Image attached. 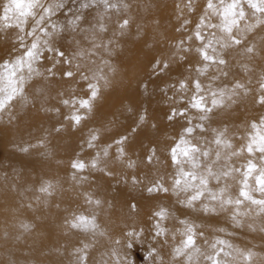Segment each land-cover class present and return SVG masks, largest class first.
Returning <instances> with one entry per match:
<instances>
[{
	"label": "bare ground",
	"instance_id": "6f19581e",
	"mask_svg": "<svg viewBox=\"0 0 264 264\" xmlns=\"http://www.w3.org/2000/svg\"><path fill=\"white\" fill-rule=\"evenodd\" d=\"M5 3L6 0H0V15ZM80 3L81 0H64L65 7L51 18L52 22L68 29L56 34L55 47L64 53L72 52L70 59L74 69L77 63H82L93 71L97 66L103 69L98 76L104 78L99 79L98 83L97 80L91 79V72L87 73L89 80L82 79L79 73L72 77L76 81L97 84L99 91L94 99L97 104H91L90 111L80 108L78 103L75 107L63 104L64 100L88 99L90 91L79 93L75 88H69V92L61 94L52 92V80L54 83L60 82L59 76L64 77L63 73L70 69L63 68L62 63H59L58 68L55 58L59 56L45 52L44 59L38 65L40 72L45 75L28 80L24 86V96L25 99L31 100H50L56 105L44 108L42 110L44 118L27 128L16 122L19 116L21 118L24 116L12 108L15 101L9 109L0 113V146L6 154L5 160L0 161V264H76L74 250L83 248L85 244L89 245L85 249L86 264H114L117 257L112 256V251L115 250L117 253L121 251L116 241L129 230L140 228L145 229L142 238L144 247L157 249L158 257L153 264H184L182 257L173 259L171 250L173 245L179 244L182 239L180 231L183 230V225L179 220L185 219L196 226V244L202 251L210 253L211 243L218 239L225 240L232 245V249L225 250L232 251L236 257L233 264H243L235 250L240 252L251 250L255 255L250 264H264V232L259 230L264 226V216L252 214L241 217L238 225L231 218L230 208L204 213L198 208L193 210L178 204L177 196L171 191L168 193L147 191V188L160 177H163L165 187L171 188L174 168L169 149L177 142L182 129L186 126L183 117L177 116L171 121L168 119L172 109L179 111L188 108L187 115L192 118V123L200 122L197 119L198 113L188 105L195 91L193 81L199 79L203 86L208 87L210 77L215 75L212 67L204 75H198L196 72L197 67L202 66V62L196 52L199 42L194 38V31L200 16L204 13L207 0H192V11H189L187 6L188 0H123L128 7L107 13L105 19L107 31L100 33V38L105 44L109 39L112 43L106 49L96 51L91 60L87 57L83 60L79 57L74 58L77 45L73 41H80L81 37L90 31L89 26L96 24L98 13H102L103 9L94 7L80 10L84 15V19L77 22L81 31L74 33L71 32L68 21L74 19ZM178 3L185 9L182 11L178 9ZM159 12L161 15L158 20L153 14L142 17L146 13H155L158 16ZM123 15L131 17L133 23L128 24L121 33L119 24H109L114 17ZM185 20L189 23L181 28ZM3 24L4 22L0 21V63L11 60L24 51L17 40L18 34L23 33L15 27L4 28ZM31 25L32 21L29 19L24 25V31H29ZM173 25L180 30L176 28L175 31L170 30ZM159 26L169 30L162 33V43L154 38L158 36ZM189 36H193V39L188 40ZM127 39L129 41H126ZM181 40L185 41L183 47L191 49L190 51L183 52L176 47ZM192 40L196 44H189ZM30 41L31 38L28 37L24 43L27 45ZM100 42L98 39L97 43ZM247 42L256 45L258 55L248 61L235 51H231L226 56L229 61V76L215 81L212 88L215 90L217 85L231 87L233 82L239 81L252 91L247 95L233 97L234 102L225 100L224 107L213 109L208 114L210 118L203 121L207 131L201 133L197 129L193 136L198 139L193 140V143H203L200 137L211 140L212 129H227V137L233 147L239 149L246 143L251 122L258 121L264 116V105L256 103L259 91L257 79L264 73V26L249 34ZM121 43L128 44L126 51L128 61L136 64L132 70L128 65L130 74L133 75L140 64L141 70L146 71L145 79L130 84L123 79L118 83L107 79L110 73L115 72L114 64L107 62L118 57L120 53V49H116L113 44ZM58 44H64V48H60ZM81 46L89 49L87 42H82ZM148 51L151 52V62L147 61ZM157 60L161 61V68L164 62L168 63V67L162 73H159V69L156 71L153 69ZM244 63L253 71L245 72L241 66ZM49 68H52L55 75L46 74ZM36 78L43 84L35 82ZM249 79L252 81L251 84L247 83ZM181 82L186 85L183 90L180 89ZM26 86L29 87V92L25 90ZM101 89H105L106 93L118 95L116 106L124 109L122 114H117L114 109L101 116L103 107L105 108ZM73 90H76V94L72 92ZM205 96L211 106L210 96L207 94ZM136 98L138 105L134 104ZM20 100L24 99L18 98L16 101ZM131 107H137L139 110L134 112ZM74 114L86 116V119H81L79 124H75L71 119ZM141 115L145 117L142 122ZM129 120L132 124L125 125L124 123ZM115 123H118L119 127ZM106 125L116 128L106 129L104 127ZM28 133L38 135L40 143L29 142ZM93 133L98 139L94 142L95 147L89 148L87 142ZM124 136H127V139L122 145L124 155L121 157L117 152L120 145L115 141ZM126 141L129 147L125 145ZM105 148L107 156H103L101 151ZM152 149H155V156L153 162L149 164L147 157ZM97 153H101L99 157ZM69 158L71 161L66 162ZM94 159L98 160L96 168L91 167ZM246 159L245 153L235 158L233 163L238 166ZM74 161H83L87 167L83 171L76 170L72 167ZM129 161H132L134 166L128 167ZM1 166H4V169H1ZM55 166L57 173L53 169ZM65 184H68L69 188L59 196H55L50 189L48 192L40 191L42 187L49 185L61 189ZM233 192H236L235 188ZM4 198L11 200H3ZM89 199L93 202L88 203ZM113 200L122 201L114 204ZM95 201L100 203L96 204ZM132 204L136 205L135 211L131 208ZM160 208H166L170 213L168 219L162 222L169 231L168 243L163 247L153 241L148 232L152 213ZM149 211L150 219L146 226H135L126 215ZM81 214L95 216L96 224L99 226L95 235L69 227L68 222ZM63 223H68V228L64 232H59L57 227ZM23 225H28L27 230ZM31 228H34V232L29 231ZM199 233H203V236ZM46 234L53 236L46 240ZM73 236L76 237L70 242L72 245L66 246ZM45 254L49 257L46 258ZM198 259L199 264H209L202 258Z\"/></svg>",
	"mask_w": 264,
	"mask_h": 264
},
{
	"label": "snow or ice",
	"instance_id": "6c2138e0",
	"mask_svg": "<svg viewBox=\"0 0 264 264\" xmlns=\"http://www.w3.org/2000/svg\"><path fill=\"white\" fill-rule=\"evenodd\" d=\"M192 0H188L189 11ZM65 7L64 0H6L3 5L2 15L0 21H3L4 28L15 27L23 35L17 36L20 42V48L24 51L11 60H6L0 63V113L9 109L13 102L18 98L25 99L24 86L25 83L32 77L44 76L41 73L38 65L44 59V53H54L56 56L63 58L65 53L59 48L55 47V38L57 33H62L68 30L65 27L59 26L52 22L51 18L61 9ZM101 7L102 13H98L96 24L90 25V31L81 37L80 41L74 40L73 43L77 45L75 57L83 60L87 57L96 55V51L106 49L112 43L109 39L105 44L100 38V33L106 32L105 19L107 13L111 10L120 11L122 8H127L128 5L123 3V0L115 2V0H81L77 13L74 14V19L68 21L71 32L81 31L78 21L84 19L83 12L80 10H87L89 8ZM179 8L180 6L177 5ZM31 19V29L24 31V25ZM215 20L216 22H213ZM189 21L185 20L184 25ZM129 20L123 19L119 24L121 33L128 26ZM264 26V0H207L203 15L199 18V23L196 25L194 31V38L199 42V47L196 48L202 66H198L196 72L198 75L207 73L210 67L214 68L215 75L210 77L208 87L201 84L199 79L193 81L194 94L188 101L189 108L198 113V123L193 124L192 118L187 115L188 108L177 109L173 108L168 119L171 121L175 117H183L186 121V126L182 129L177 142L169 149L174 172L171 177V188L165 187L163 177L156 179L150 187L147 188L149 193H168L172 192L177 196V203L185 208L196 210L197 208L204 213H214L218 209L223 211L231 209V218L236 224H240V218L255 214L256 216H264V116H261L258 121H252L250 124V131L246 136V143L239 149H235L231 140L227 137V129L216 130L212 129V139L208 140L204 137L199 139L203 143H193V140L198 139L193 136L197 129L204 133L207 131L203 121L208 120L209 113L215 108L225 106V100L233 101V97L240 95H247L252 91L246 84L239 81L232 83L231 87L228 85H217L215 90L212 84L221 78L229 76V61L226 56L231 51H235L238 55L251 61L258 55V50L254 43H248V35L253 33L257 28ZM178 31L180 29H177ZM30 37L29 44H25L26 38ZM101 40L97 43V40ZM188 40L193 39L189 36ZM87 42L89 49H84L81 44ZM184 40L177 44L180 51L187 52L191 49L183 47ZM243 45V47H241ZM57 60L55 63H60ZM53 64V68L55 67ZM63 63L72 64V59L64 60ZM94 63V62H92ZM161 61L157 60L153 65L154 71L159 69L162 73L168 67V63L164 62L163 67H160ZM245 72L253 71L247 63L241 65ZM98 66L93 71L82 63L75 65V72L72 70L65 71V77H73L75 73H79L81 78L89 80L88 72H91V79H103V76H98L102 72ZM157 73V74H159ZM47 75H55L52 68L47 69ZM251 84V79L248 80ZM258 96L256 103L264 105V73L257 79ZM184 82L180 83V89H185ZM90 97L88 99H81L76 101L64 100L63 104L75 107L76 103L80 108L91 110V100H94L98 94L99 88L97 84L89 82ZM210 96V105L206 101V96ZM183 99V97L181 98ZM67 118V117H66ZM83 117L74 114L71 119L75 124H79ZM144 116H140V121L144 120ZM135 131V129H133ZM98 139L96 134H91L87 142L89 148L95 147L94 142ZM127 136L121 137L115 141L118 147L117 152L119 156L124 155L122 147ZM110 147V145H109ZM103 156H107V148L102 149ZM247 154V159L239 164L233 163L235 158L243 154ZM101 153H97V157ZM155 156V149H152L151 154L147 157V162L151 164ZM97 159L91 162V167H97ZM133 162L129 161L128 167H132ZM72 167L76 170L83 171L87 165L83 161H74ZM110 174V173H109ZM135 183V177H133ZM48 187H42L41 192H48ZM233 188L236 192H233ZM182 197V198H181ZM91 199L88 203H92ZM99 204V201H95ZM133 211L136 205L132 204ZM170 213L166 208H160L152 213L151 222L148 226V232L153 241L160 244L161 247L168 243L169 231L163 226V221L168 219ZM69 227L78 229L83 232H91L95 235L98 225L96 224L95 216L77 215L68 222ZM183 225V230L180 231L182 237L179 244L173 245L171 255L173 259H184V264H199V259L202 258L209 264H233L236 257L232 251L225 249H232V245L225 240H216L211 243L209 247L212 252L206 253L196 244L197 233L195 225L189 221L179 220ZM27 230L28 225H23ZM250 228L255 230L252 225ZM260 231L264 232V226ZM179 231V230H178ZM145 229L129 230L125 233L127 240L124 247L127 250L133 249L136 244L142 241ZM103 235V233H100ZM203 236V233H199ZM175 239V235L172 236ZM117 244L121 241H116ZM207 243V241H206ZM89 247L85 244L83 248L74 250L76 264H86L87 252L85 249ZM239 253L243 264H250L255 253L251 250ZM158 252L156 248L149 249V256ZM112 256L117 257L114 264H135V260L125 252L123 258H119L118 253L113 250ZM231 257V259H228Z\"/></svg>",
	"mask_w": 264,
	"mask_h": 264
},
{
	"label": "rangeland",
	"instance_id": "374dc122",
	"mask_svg": "<svg viewBox=\"0 0 264 264\" xmlns=\"http://www.w3.org/2000/svg\"><path fill=\"white\" fill-rule=\"evenodd\" d=\"M178 5L180 6L179 3H178ZM178 9H180L182 11L185 8L183 6H180ZM147 14H153V17H155V19H157V20H158V17L161 15L160 12L158 13V16L155 13H146L142 17H144ZM125 15L114 17L109 25L120 24L123 21V19H126V18L129 20V24L133 23V19L131 17L125 16ZM116 21H117V23H116ZM174 28H176L175 25H173V27H171L170 30L171 29L174 30ZM157 30H158V36H156L154 38L156 40H158L159 43H162L163 42V40H162L163 34L162 33H167L169 30H167L166 28H164L162 26H159L157 28ZM126 41H129V40L127 39ZM189 44H196V43L194 40H192L191 42H189ZM113 45H115L116 49H120V51H119L120 53L118 54V57H114L110 61L107 62V63L114 64V67H115V72L110 73L108 75L107 79H109L113 83H118L120 80L123 79L126 83H129V84L133 83L135 81L141 80V79H145V72L146 71L144 72L143 70H141L142 65H140V64L138 65V68L134 70L135 73L133 75L130 74L131 70L133 69V66L136 64L133 61H128V55L126 54V51L128 50V44L121 43V44H113ZM58 46L62 49L64 48V44H58ZM76 49L77 48H75V50ZM71 54H72V52H67V53H65V57H63V58L59 57V58H55V59L61 61L60 63L63 64V68H68V69L75 72V69H74L72 64L69 65V64L63 63L64 60L71 58ZM146 56H147V61L151 62V52L150 51H148L146 53ZM0 57H1V53H0ZM128 65L130 66L131 70H129ZM59 66H60V64L58 63V68H59ZM146 76H147V78H149L148 74ZM59 79H60V82H58V83H54L52 80L53 86L51 88V91L56 93V94L69 92V88H75L79 93L90 91V89L88 88V83H86V82L76 81L72 77L69 78V77H65V76L64 77L59 76ZM34 81L39 83V84H43V82L39 78H36ZM25 90L27 92H29V87L26 86ZM76 90H73L72 92L76 94ZM101 91H102L101 97L105 101L104 102L105 108L103 107L101 116L107 115L108 112H112V110L114 111V109H115V112L117 114H122L124 112V109L116 106V98L118 95L116 96L115 94L106 93L105 89H101ZM248 99L250 100V98H248ZM125 100L129 101V99H125ZM137 100L138 99L136 98L135 102H134L135 105H138ZM91 104H97V101L93 100V101H91ZM55 105H56V103L53 101H50V100L24 99V100H20V101H15L12 108L15 110L16 113L22 114L21 116H24L23 118H21L19 116V118L16 119V122L19 123L22 127L27 128V127L32 126L35 121H37V120L40 121L44 118V116L42 114V112H43L42 110L44 108H47L49 106L54 107ZM131 108L134 112H137L139 110L137 107H131ZM83 119H86V116L83 117L82 120ZM124 124L125 125H131L132 122L129 120ZM115 125L117 127H119L118 123H115ZM104 127L106 129H110V130H114L116 128L115 126H109V125H106ZM28 141L31 143H40L39 136L36 135L35 133H28ZM125 145L127 147H129L128 141H126ZM5 155L6 154L3 152V149L0 146V161L3 162L5 160ZM70 161H71V159L69 158L66 162H70ZM55 168H56V166L53 169L55 170ZM1 169H4V166H1ZM55 172L57 173L58 170L56 169ZM68 188H69V185L65 184L62 186L61 189L54 187V186H51L49 189L52 191V193L55 196H59L64 191H66ZM107 197H109V196H107ZM102 198H105V197H102ZM3 200H11V199L10 198H4ZM100 201H104V200H100ZM117 201L121 202L122 200H117ZM117 201L113 200V203L116 204ZM149 213H150V211L148 213H136L135 212V213H129L126 215L130 221L134 222L135 226H146L149 222V219H150ZM67 228H68V223L59 224L57 227L59 232H64V231H66ZM29 231L34 232V228H31ZM45 236H46V240H50V236L52 238L53 235L52 234H46ZM74 237H76V236H73L69 239V243L66 246L72 245V243H70V242L74 241V239H75ZM126 240H127V237L125 235H123L118 240V241H121V243L118 244L119 250H121L118 253L119 258L122 259L124 256V253L129 252V255L135 260V264H153L155 262L157 254L154 253L152 256H149V249L150 248L146 249L144 247L143 240L140 243L136 244V246L131 250H127L124 247V243ZM44 256L46 258L49 257L48 254H45ZM112 259L114 260V257H112Z\"/></svg>",
	"mask_w": 264,
	"mask_h": 264
}]
</instances>
